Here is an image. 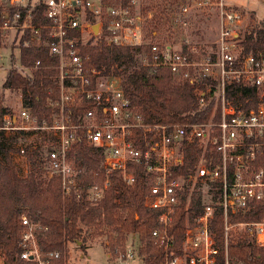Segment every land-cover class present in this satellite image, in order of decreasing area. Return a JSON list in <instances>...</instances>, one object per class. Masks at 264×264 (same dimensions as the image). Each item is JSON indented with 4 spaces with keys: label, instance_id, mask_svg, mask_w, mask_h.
I'll use <instances>...</instances> for the list:
<instances>
[{
    "label": "built area",
    "instance_id": "1",
    "mask_svg": "<svg viewBox=\"0 0 264 264\" xmlns=\"http://www.w3.org/2000/svg\"><path fill=\"white\" fill-rule=\"evenodd\" d=\"M233 0H177L169 24L183 32L174 45L150 44L143 66L167 68L173 79L188 82L198 108L219 107L201 124L146 123L137 106L125 95L122 80L90 65L81 47L104 35L108 45L137 48L147 43L145 25L152 14L141 12L138 0H0V39L14 33L16 45L45 46L56 66L16 68L30 72L53 68L58 72L56 112L39 121L24 105L17 112L0 115V132L7 139L22 133L42 132L48 147L47 179H57L65 196H80L97 204L104 196L110 176L121 175L134 183L130 167H140L148 181L144 207L157 212V226L149 240L152 250L140 255L115 249L122 260L152 259L158 264H216L219 247L212 230L215 212L222 213L225 246L247 241L264 248V218L231 221L264 200V50H245L241 45L246 30L244 14ZM216 22V34L209 42L191 36L198 17ZM39 18L40 24L33 20ZM99 24V36L93 26ZM154 37L156 32L153 33ZM5 48L0 49V71ZM12 60V59H11ZM18 61V60H16ZM12 68L11 61L6 73ZM234 83L255 89V99L233 93ZM79 137L86 147L101 154L99 182L84 183V170H77L70 158L71 145ZM196 146L201 158L187 176H175L182 166L184 148ZM186 183L198 186L191 191ZM204 188L205 191L202 189ZM202 191L201 210L193 224H186L179 246L170 234L175 208L185 191ZM18 258L30 264H52L58 251L43 252L38 235L47 230L26 215L20 217ZM134 238V237H132ZM0 264H5L0 248ZM226 264L228 262L226 261Z\"/></svg>",
    "mask_w": 264,
    "mask_h": 264
},
{
    "label": "trees",
    "instance_id": "2",
    "mask_svg": "<svg viewBox=\"0 0 264 264\" xmlns=\"http://www.w3.org/2000/svg\"><path fill=\"white\" fill-rule=\"evenodd\" d=\"M169 0L170 6L174 5ZM141 8V7H140ZM171 8V7H170ZM169 8V9H170ZM166 6L155 12L146 23L151 30L145 33L147 43L137 48L108 45L104 35L92 38L81 47L83 55L89 56V64L106 74L118 75L116 70L123 64L128 69L122 75V87L125 95L138 107L146 123L160 124L184 123L201 124L208 122L214 112V120L219 114L218 106L198 108L196 97L188 82L175 81L167 68L136 64V56L148 55L150 44L154 39L158 24L165 19L169 21ZM172 10V9H171ZM143 9H141V12ZM242 11V10H241ZM143 13V12H142ZM145 11L143 14H146ZM244 14V12L242 11ZM40 24L39 18L33 20ZM148 28V27H147ZM241 45L245 50H264V23L250 24L243 33ZM18 61L12 58V68L5 74L1 91L18 90L24 97V106L41 121L56 112L50 106L58 100V72L53 68H41L23 72L13 68L32 67L40 61L42 67L56 66L57 59L48 55L45 46L24 47L18 45ZM5 48V41L0 39V49ZM233 93L242 92L255 99V89L244 83H234ZM8 109L0 95V115ZM16 138H5L0 132V248L4 254L5 264H30L18 258L20 217L26 215L33 222H40L47 230L38 235L43 252L58 251L60 259L52 264H67L66 252L69 242L82 243L79 248L85 250L82 233L84 229L93 235L103 236L106 230L116 235L115 249H123L128 237L139 241L140 255L147 249L152 250L149 240L151 231L157 226V212L144 207L148 193V181L140 167H130L135 180L132 185L122 181L119 173L110 176V183L104 196L97 204L91 203L82 191L80 196H65L61 192L57 179H47L48 147H15ZM14 154H21L28 165L26 174H20L13 160ZM69 156L74 160L77 170H84L91 175L97 172L101 163V154L88 148L79 137L70 147ZM201 158V151L194 145L184 148L181 167L175 170V176H187ZM84 183H88L83 181ZM202 191L189 193L185 191L175 208L170 234L177 246L183 237L186 224H193L194 218L201 210ZM264 218V200L255 204L244 215H237L231 221H258ZM215 239L219 247L216 264H264V248H259L247 241L245 244H228L225 246L222 213L217 209L212 224ZM152 259L143 260V264H158L156 253Z\"/></svg>",
    "mask_w": 264,
    "mask_h": 264
},
{
    "label": "rangeland",
    "instance_id": "3",
    "mask_svg": "<svg viewBox=\"0 0 264 264\" xmlns=\"http://www.w3.org/2000/svg\"><path fill=\"white\" fill-rule=\"evenodd\" d=\"M172 2L174 0H171ZM143 13L150 12L152 15L162 7L166 6L169 10V16L173 5L170 6L169 0H138ZM238 10L244 12L246 19V26L254 23H264V0H233L231 2ZM171 7V8H170ZM170 8V9H169ZM241 11V12H242ZM216 22L213 20L211 23L205 21L204 16H199L197 24H195L191 30V36L197 39L199 42H209L213 39L216 34ZM148 27V28H147ZM145 25V33L151 30L149 26ZM246 27V28H247ZM183 32H180L171 27L169 21L163 19L156 28V35L153 39V43H157L160 46L163 45H174L182 39ZM17 36L14 33H10L9 37L5 40V49L2 51L3 55V67L0 71V95L3 97V103L7 107L8 112H17L24 104V97L22 93L18 90L13 91H1L2 82L6 74V69L9 67V63L12 58L16 60L19 59L20 51L18 48H12V44L16 45ZM142 57L136 56V64L143 65ZM128 69V64H123L116 70L117 77L122 80V73ZM46 134L42 132L35 133H22L16 137L15 147L23 149L25 147H38L46 144ZM13 160L17 166L18 172L20 174H26L28 165L25 158L21 154H14ZM82 181L88 183L92 181H100L98 176H93L88 173H82ZM187 187L193 191L199 189L190 183H186ZM204 191L205 189L202 188ZM82 238L84 240L85 250L79 248L82 243L69 242L67 244V264H143L138 257L134 260H121L119 255L113 253V245L115 244L116 235L106 230L104 235L96 236L93 235L91 231H86L84 229L82 233ZM123 250H133L135 255L138 254L139 241L137 238L128 237L125 244L122 245Z\"/></svg>",
    "mask_w": 264,
    "mask_h": 264
},
{
    "label": "water",
    "instance_id": "4",
    "mask_svg": "<svg viewBox=\"0 0 264 264\" xmlns=\"http://www.w3.org/2000/svg\"><path fill=\"white\" fill-rule=\"evenodd\" d=\"M93 32H94L95 36H99V24H95L93 26Z\"/></svg>",
    "mask_w": 264,
    "mask_h": 264
}]
</instances>
